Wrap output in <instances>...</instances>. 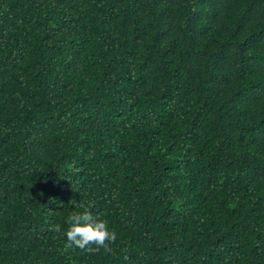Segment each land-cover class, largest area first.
Returning <instances> with one entry per match:
<instances>
[{"label": "trees", "instance_id": "1", "mask_svg": "<svg viewBox=\"0 0 264 264\" xmlns=\"http://www.w3.org/2000/svg\"><path fill=\"white\" fill-rule=\"evenodd\" d=\"M0 264H264V0H0Z\"/></svg>", "mask_w": 264, "mask_h": 264}, {"label": "clouds", "instance_id": "2", "mask_svg": "<svg viewBox=\"0 0 264 264\" xmlns=\"http://www.w3.org/2000/svg\"><path fill=\"white\" fill-rule=\"evenodd\" d=\"M82 210L74 211L68 217V228L65 230L67 247L83 250L88 254L113 251L111 244L115 243L117 234L108 226L106 219L93 215L89 207L81 206ZM51 230L61 232V225L55 224Z\"/></svg>", "mask_w": 264, "mask_h": 264}]
</instances>
